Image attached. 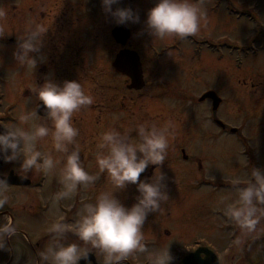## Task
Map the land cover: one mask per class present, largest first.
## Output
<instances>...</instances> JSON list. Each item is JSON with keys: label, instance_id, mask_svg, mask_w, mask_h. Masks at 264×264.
<instances>
[{"label": "rangeland", "instance_id": "rangeland-1", "mask_svg": "<svg viewBox=\"0 0 264 264\" xmlns=\"http://www.w3.org/2000/svg\"><path fill=\"white\" fill-rule=\"evenodd\" d=\"M155 2L133 0L131 8L139 20L126 22L130 29L127 46L138 52L145 81L138 92H129L124 78L111 65L119 46L111 42L110 32L117 23L103 9L101 0H0L10 13L6 33L0 35L5 38L0 41V116L3 122L15 120L25 98L26 106L34 107L36 94L27 88L32 81H27L28 72L15 58L20 33L30 20L40 24L43 14L45 21L62 9L63 42L58 60L64 78L80 80L94 97V103L74 119L80 129L77 139L81 159L86 164L94 161L98 134L112 126L122 131L132 129L131 135L135 136V127L144 121L158 126L171 122L167 157L159 166L169 198L162 202L161 211L148 214L142 230L145 237H152L158 226L165 224L171 242L198 234L221 242L214 218L201 211L217 202L216 182L221 178H245L244 171L253 167L264 169V0H203L207 19L193 36L208 42L193 44V37H188L177 46L174 43L178 36L160 39L151 34L146 20ZM116 7H128L126 0H118L112 5ZM10 35H16L13 45L7 39ZM53 57L56 66L55 52ZM33 75L38 85L49 79L46 74ZM72 76L75 79H68ZM207 90L221 98L216 109L210 100L198 101ZM215 119L225 128H220ZM232 127L235 132H230ZM48 149V143H44L43 150ZM152 166L157 167L150 164L141 179L154 175L155 169L149 174ZM105 184L101 174L95 188L80 189L65 206V220L71 222L80 205L93 199ZM60 187L55 176L46 175L45 195L54 194ZM25 193L23 190L18 194V202H25ZM115 195L131 206L138 192L130 183L116 190ZM8 205L17 217V231L8 239L11 244L22 241L21 233L34 237L41 234L44 228L40 221L17 210L15 200Z\"/></svg>", "mask_w": 264, "mask_h": 264}, {"label": "clouds", "instance_id": "clouds-1", "mask_svg": "<svg viewBox=\"0 0 264 264\" xmlns=\"http://www.w3.org/2000/svg\"><path fill=\"white\" fill-rule=\"evenodd\" d=\"M118 0H101L103 9L116 23L136 22L139 15L131 7L112 8ZM203 0H156L147 12V26L154 37H187L196 34L207 19ZM9 8L0 3V35L6 33ZM48 26L29 21L20 33L17 62L32 74L37 59L30 55L38 51L41 37ZM27 88L36 94L42 105L27 107L26 99L19 106L16 119L0 122V159L5 162L21 159L16 169L21 177L34 170L55 176L60 189L52 197L53 207L74 197L80 189L95 188L101 174L105 187L94 198L83 202L71 222L63 218L47 227L49 240L40 251V264H80L89 262V254H99L101 264H123L133 254H146L147 264H173L176 257L169 242L151 249L145 242L142 226L150 212L161 211L168 200L164 173L160 165L166 160L171 122L162 126L144 121L132 129L121 130L112 126L98 134L95 141L94 161L86 164L81 159L78 142L80 129L74 117L94 103V97L85 90L80 80H65L58 84L51 79L42 84L32 82ZM38 108H43L41 115ZM118 118V117H117ZM51 145L47 151L43 144ZM156 165L154 175L141 179L149 165ZM92 167L95 171H92ZM135 184L138 195L131 206H126L115 195L116 190ZM235 192L222 194L218 206L243 233H252L264 217V169L253 167L250 178L232 181ZM7 174L0 175V210L12 200ZM17 225L7 219L0 223V248L7 247ZM74 234L75 239H69ZM239 245L241 241H234Z\"/></svg>", "mask_w": 264, "mask_h": 264}, {"label": "flooded vegetation", "instance_id": "flooded-vegetation-1", "mask_svg": "<svg viewBox=\"0 0 264 264\" xmlns=\"http://www.w3.org/2000/svg\"><path fill=\"white\" fill-rule=\"evenodd\" d=\"M47 5L48 1L46 6ZM62 16V9H60V11L56 10L53 12L51 17H49L48 20H45L46 22L44 19L47 17H45L44 14L42 15L40 24L48 26V28L41 37L42 42L38 51L30 53V55L37 59V64L34 67L32 74L28 73V82H33L34 72H38L41 75L46 74L49 79L58 84H62L65 81L63 67L59 63L60 55L58 53L63 42ZM112 29L110 32L112 37L111 42L114 41L117 46H119L117 51L114 53V57L122 48L133 49L127 46L129 39L124 45L117 43L112 36ZM188 37L189 36L183 38L179 37L177 43H174V45L177 46L180 40H185ZM4 39L5 38L0 37V41L4 42ZM7 39L10 45H13V43L16 41V35H10ZM171 45L172 44H170V47H172ZM54 52L57 55L56 66H54L55 64L53 63ZM113 60H111V65H113ZM114 71L117 75L124 78L125 87L129 92H138L140 90L130 89L128 87L130 82L129 77L121 72L116 71L115 69ZM68 79H75V77L72 76ZM36 81H38V79ZM39 102L41 101L36 99L33 103V106H37ZM74 119H77V117H74ZM0 122H3L2 116H0ZM48 147L50 148L51 145L48 144ZM182 152L184 151L182 150ZM21 159L22 158H18L17 160L11 162H5L4 160L0 159V175H3L4 173L7 174V179L12 190V201L15 200L17 210L19 209L27 216L29 215L32 219L40 221L41 226L44 229L40 235L35 237L32 235H27L22 237V241L18 240L14 244H11L6 237L5 241L7 247L0 248V257L3 258L2 263L0 264H40L39 253L45 248L49 240L47 227L52 221L56 219L63 218L65 220V215L67 212L65 206L66 204L69 205L68 201L70 199L64 200L60 202L58 206L53 207L52 197L54 194L51 193L49 195H45L43 190L46 175L41 172L34 170L27 176H24L23 180L26 182V184L11 183V178L9 176H20L16 169L19 167ZM153 169H155L154 166H152L149 174H152ZM250 172L251 170L244 171L245 178H241V180H248L250 178ZM141 175L143 176L144 173H141ZM226 179L227 178H221V180L216 182L218 186L216 189L217 202L207 204L205 208L201 209V211L205 213H203L204 215L214 218L213 222L215 224L216 230L219 232L222 238L221 242H218L215 239L213 240L205 234L185 237L186 240L182 242H171L168 239L170 237V230L167 229V225L164 224L158 226L160 229L155 236L146 237L145 242L149 245V248L151 249L153 246L163 247L169 242L170 251L176 257V260L173 262V264H264V217L261 218L260 223L254 232L243 233L241 229L224 214L221 207L218 206L219 196L222 194H227L224 192L225 190L231 191L233 202L235 199L234 186L232 183L234 178H228V180ZM23 190L26 192L24 195L25 202H18L17 199L20 196L18 194ZM77 194L74 196L75 198ZM74 197L71 198L70 202ZM15 213L16 211L12 206L6 205L3 210H0V223L7 219H11L15 223L17 219ZM69 215H72V212L69 211ZM73 215L75 216V214ZM69 239H75L74 234H69ZM237 239L241 241L239 245L234 243V241ZM6 254H8V256H6ZM88 259L89 262L81 260L80 264H101L102 257L99 258V254L90 253ZM123 264H147L146 254H141L139 256L133 254L126 261H124Z\"/></svg>", "mask_w": 264, "mask_h": 264}, {"label": "water", "instance_id": "water-1", "mask_svg": "<svg viewBox=\"0 0 264 264\" xmlns=\"http://www.w3.org/2000/svg\"><path fill=\"white\" fill-rule=\"evenodd\" d=\"M127 3L131 7L132 0H127ZM112 36L117 43L124 45L130 36V29L126 23H117L112 29ZM113 67L116 71H119L129 77L130 83L128 87L130 89H140L144 86L145 82L143 79L142 63L138 53L135 50L128 48L120 49L113 60ZM205 98L212 100L213 109H216L221 102V98L213 90H208L202 94L200 100ZM38 105H42V101L39 102ZM38 111L40 114H45L43 108H38ZM9 177L11 178V183L26 184V182L23 180L24 178L21 176Z\"/></svg>", "mask_w": 264, "mask_h": 264}]
</instances>
